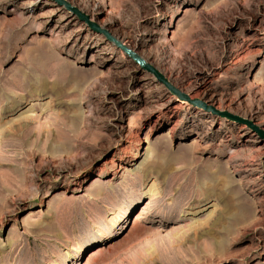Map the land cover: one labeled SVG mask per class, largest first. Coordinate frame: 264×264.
I'll return each mask as SVG.
<instances>
[{
	"label": "rangeland",
	"instance_id": "1",
	"mask_svg": "<svg viewBox=\"0 0 264 264\" xmlns=\"http://www.w3.org/2000/svg\"><path fill=\"white\" fill-rule=\"evenodd\" d=\"M63 1L0 0V264H264V0Z\"/></svg>",
	"mask_w": 264,
	"mask_h": 264
},
{
	"label": "water",
	"instance_id": "2",
	"mask_svg": "<svg viewBox=\"0 0 264 264\" xmlns=\"http://www.w3.org/2000/svg\"><path fill=\"white\" fill-rule=\"evenodd\" d=\"M56 2L58 5L64 6L67 10H70L72 13L77 15L79 18L83 19L84 16L74 7H71L67 2L63 0H52ZM110 41H112L124 54H126L128 57H130L134 63L142 68L144 71L152 74L155 79L158 81V83L162 84L169 92L176 94L178 96H181L178 91H176L167 81L166 79L153 67H151L149 64H146L140 57L132 53L129 49H127L125 46H123L120 42L117 40L112 39L111 37H108Z\"/></svg>",
	"mask_w": 264,
	"mask_h": 264
},
{
	"label": "bare ground",
	"instance_id": "3",
	"mask_svg": "<svg viewBox=\"0 0 264 264\" xmlns=\"http://www.w3.org/2000/svg\"><path fill=\"white\" fill-rule=\"evenodd\" d=\"M123 46H125L127 49H129L132 53L134 52L135 53V55H137L138 53H136L135 51H134V48H132L131 46H129L128 44H127V41H126V39L125 38H118L117 39ZM138 57H140V59H142L146 64H149V62L146 60V59H144V58H142L141 56H139V55H137ZM193 93L189 96L190 98H191V96H200V92L198 93V91L196 92V91H192ZM180 104H184V102H182V101H180ZM189 220H194L193 218H188Z\"/></svg>",
	"mask_w": 264,
	"mask_h": 264
}]
</instances>
